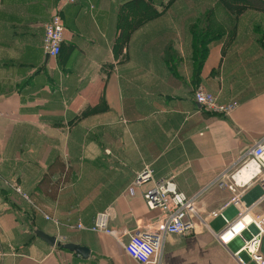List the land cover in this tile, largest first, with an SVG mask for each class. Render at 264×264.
<instances>
[{
  "label": "crops",
  "instance_id": "obj_1",
  "mask_svg": "<svg viewBox=\"0 0 264 264\" xmlns=\"http://www.w3.org/2000/svg\"><path fill=\"white\" fill-rule=\"evenodd\" d=\"M129 1L0 0V264H136L113 236L74 227L102 213L118 235L154 227L164 215L144 204L152 183L129 193L146 167L154 183L170 179L186 197L198 195L207 224L168 236L162 264H253L234 256L238 239L220 240L238 211L232 194L211 184L264 137V11L234 21L217 0H175L120 47ZM166 1L153 3L161 12ZM210 9L218 38L199 66L189 25ZM54 14L64 28L56 59L42 51ZM198 87L236 110L223 117L197 107ZM259 194L252 186L242 200L248 206ZM249 214L264 215V202ZM35 231L89 255L50 247Z\"/></svg>",
  "mask_w": 264,
  "mask_h": 264
},
{
  "label": "built area",
  "instance_id": "obj_2",
  "mask_svg": "<svg viewBox=\"0 0 264 264\" xmlns=\"http://www.w3.org/2000/svg\"><path fill=\"white\" fill-rule=\"evenodd\" d=\"M67 2L72 3L73 0H67ZM63 32L64 28L58 14L52 15L50 20L43 25L42 51L47 57L56 59L60 54ZM193 100L197 107L223 117L230 116L237 108L236 103L223 105L216 103L214 97L202 87L194 91ZM150 182L151 187L143 193L144 204L148 210H158L164 215L163 219L151 229L144 233L118 235L108 228L106 213L97 215L91 227L77 224L74 228L78 231L113 236L119 241L126 257L136 264H162L161 254L168 236L195 235L207 229V224L206 220L200 217L195 206L198 195L186 197L178 191L175 183L170 179L154 183L152 170L148 167L136 175L129 193L132 194L135 188ZM211 185H216L231 193L230 204L238 211L234 220L225 221L226 226L220 238L222 243L224 245L228 243L223 237L224 234L233 232L230 237L238 239L240 244L234 253L238 261L241 263L239 255L243 254L253 264H264V256L260 252L261 239L264 234V215L253 217L249 214L252 207L264 202V137L246 150L239 161L231 169L219 175ZM252 186H256L260 194L247 206L242 200V194H245V191ZM14 191L23 200L31 203L20 189L14 188ZM34 209L45 221L57 225L52 218L43 215L38 208L34 207ZM247 218L250 220L245 222ZM236 223L244 225V231L241 234L233 230Z\"/></svg>",
  "mask_w": 264,
  "mask_h": 264
},
{
  "label": "trees",
  "instance_id": "obj_3",
  "mask_svg": "<svg viewBox=\"0 0 264 264\" xmlns=\"http://www.w3.org/2000/svg\"><path fill=\"white\" fill-rule=\"evenodd\" d=\"M175 0H167L165 7L162 6V11L160 12L155 7L153 0H148V2H141L139 0H130L128 3L124 4L125 8H129L128 15H132V19L127 21V18H123L121 21V42L120 47L125 43L126 37L128 36V31L136 28L140 24L146 21H151L158 18L166 7L172 5ZM218 3L223 6V8L233 16L235 21L238 16L249 8L264 11V2L260 0H217ZM213 11L207 10L202 12L197 19L189 25V32L191 36V45L193 50V56L195 63L201 66L207 56V45L214 39L218 38V34L210 29L211 16ZM61 54V50H60ZM59 54V55H60ZM58 55V56H59Z\"/></svg>",
  "mask_w": 264,
  "mask_h": 264
},
{
  "label": "water",
  "instance_id": "obj_4",
  "mask_svg": "<svg viewBox=\"0 0 264 264\" xmlns=\"http://www.w3.org/2000/svg\"><path fill=\"white\" fill-rule=\"evenodd\" d=\"M34 234L38 239H40L41 241H43L46 245H48L50 247H54V246L60 247L64 250L69 251L70 253H73V254L80 256L82 259H86L89 255L88 249L83 247V246L73 245V244L61 245L59 242H56L55 237L45 235L41 231H35ZM260 252L264 256V234H263L262 239H261Z\"/></svg>",
  "mask_w": 264,
  "mask_h": 264
},
{
  "label": "bare ground",
  "instance_id": "obj_5",
  "mask_svg": "<svg viewBox=\"0 0 264 264\" xmlns=\"http://www.w3.org/2000/svg\"><path fill=\"white\" fill-rule=\"evenodd\" d=\"M63 43V42H62ZM206 110V109H205ZM238 224H240V223H236V225H234V227H236ZM243 226V228H244V225H242ZM234 227H233V230H234ZM241 227V226H240ZM235 231V230H234ZM231 234H233V232H226L225 234H224V239H227L226 241H228V243H229V240L230 239H232L231 237H230V235ZM233 241V240H232ZM231 242V241H230Z\"/></svg>",
  "mask_w": 264,
  "mask_h": 264
},
{
  "label": "rangeland",
  "instance_id": "obj_6",
  "mask_svg": "<svg viewBox=\"0 0 264 264\" xmlns=\"http://www.w3.org/2000/svg\"><path fill=\"white\" fill-rule=\"evenodd\" d=\"M220 189H223V188H220ZM236 216V215H235Z\"/></svg>",
  "mask_w": 264,
  "mask_h": 264
},
{
  "label": "snow or ice",
  "instance_id": "obj_7",
  "mask_svg": "<svg viewBox=\"0 0 264 264\" xmlns=\"http://www.w3.org/2000/svg\"><path fill=\"white\" fill-rule=\"evenodd\" d=\"M237 231H239V229H237Z\"/></svg>",
  "mask_w": 264,
  "mask_h": 264
}]
</instances>
